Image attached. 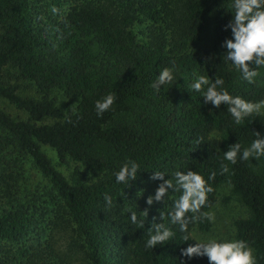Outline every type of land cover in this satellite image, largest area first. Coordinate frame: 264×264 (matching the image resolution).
<instances>
[{"label":"trees","instance_id":"obj_1","mask_svg":"<svg viewBox=\"0 0 264 264\" xmlns=\"http://www.w3.org/2000/svg\"><path fill=\"white\" fill-rule=\"evenodd\" d=\"M43 1L42 11L34 0H0V99L27 116L16 120L0 110V179L13 180L5 173L7 155L28 162L48 185L44 196L60 202L71 218L90 264H177L180 249L191 243L182 239L178 225L168 224L167 212L180 192L154 202L147 218L140 211L159 183L148 179L151 171H165L167 179L191 169L212 188L202 212L214 203L219 186H231L248 211L234 222V239L247 241L256 264H264V156L238 155L235 163L223 156L234 142L247 147L256 138L253 131L264 135V116L235 125L226 105L209 115L211 105L189 87L193 72L207 71L222 76L232 95L264 99V69L248 84L223 55L219 60L220 44L230 35L223 25L231 18V0ZM210 54L216 58L204 68ZM173 66L177 85L155 91L159 70ZM23 88L35 96L20 95ZM54 91L75 99V111L57 106ZM109 93L116 99L98 116L94 102ZM42 147L53 150L60 164L78 165L69 179ZM128 160L139 169L138 179L126 186L116 183L113 173ZM11 192L3 195L8 206H0V243L18 244L33 222ZM129 210L144 227L128 221ZM157 222L171 227L175 237L147 249L148 228ZM210 226L200 217L189 229L208 232ZM188 264L207 259L193 257Z\"/></svg>","mask_w":264,"mask_h":264},{"label":"clouds","instance_id":"obj_2","mask_svg":"<svg viewBox=\"0 0 264 264\" xmlns=\"http://www.w3.org/2000/svg\"><path fill=\"white\" fill-rule=\"evenodd\" d=\"M230 7L231 18L223 25V30L230 31V35L226 36L220 44L223 52L219 53V60L223 55L224 62L238 72L240 80L253 84L264 69V0H231ZM52 12L55 14L57 9L53 8ZM216 55L210 54L204 59L201 63L204 68L205 64L215 60ZM177 81L175 67H164L159 70L152 87L155 91H160L165 86L169 89L173 85L176 86ZM224 84L222 76H215L213 73L210 77L207 71L206 74L193 72L189 87L200 94L204 105H211L208 109L209 115H213V109L219 110L221 105H226L227 113L235 125L242 124L247 117L264 115V99L253 101L239 95H232ZM115 99L116 97L109 93L96 100L94 107L97 115L108 111ZM253 134L256 138L247 147L242 148L241 144L236 142L230 144L223 153L224 159L235 163L238 155L241 160L264 156V135L261 131H253ZM138 169L139 165L136 161L124 162L113 173L115 182L129 186L130 182L138 179ZM224 171H227V168H224ZM165 175V171H151L148 179L159 181V183L154 192L145 197L144 203L148 207L140 213L147 218L149 207L154 202L163 203L170 192H180L167 212L168 224L178 225V231L184 234L182 239L191 243L180 249L177 264H188L193 257H206L207 264H256L253 249L247 241L216 236L199 237L194 234V229H189V225L195 224L200 217L207 219L210 223L214 221V214L201 211L206 205L207 194L212 191L202 174L188 169L176 170L171 174V178L167 175L168 178L165 179ZM138 191L142 195L144 189L141 188ZM104 199L108 205H111V197L105 196ZM128 221L138 227H144L143 221H138L136 211H128ZM174 237L175 232L171 227L157 222L148 228L144 246L151 250L156 246L163 247Z\"/></svg>","mask_w":264,"mask_h":264},{"label":"rangeland","instance_id":"obj_3","mask_svg":"<svg viewBox=\"0 0 264 264\" xmlns=\"http://www.w3.org/2000/svg\"><path fill=\"white\" fill-rule=\"evenodd\" d=\"M34 2L36 6L42 7V11L47 10L46 1ZM66 8L65 6L64 9ZM145 26L146 24L140 25L137 29L142 30ZM19 93L22 96H35L33 89L23 88ZM52 97L62 110H73L76 107L75 99L66 98L60 92L54 91ZM0 110H4L16 120H27L24 113L3 99H0ZM51 122L47 120L45 123ZM42 150L54 167L69 179L71 172L78 165L72 161L60 164L53 150L48 147H42ZM5 159L9 160L6 162L9 168L5 173L11 172L13 180L8 177L0 179V206H8L4 192H14L19 202L27 208L33 223L24 241L18 244L0 243V264H90L86 259L83 240L77 234L71 218L63 211L61 203L44 196L48 187L46 181L28 162L18 161L8 155ZM208 212L214 214V221L210 223L208 232L194 229L196 236L234 239V222L248 216L247 209L231 193V186L227 184L215 190L214 203ZM23 251L26 253L23 254Z\"/></svg>","mask_w":264,"mask_h":264}]
</instances>
